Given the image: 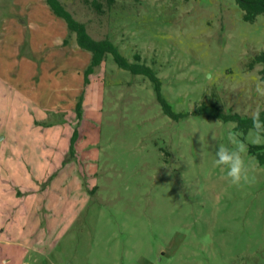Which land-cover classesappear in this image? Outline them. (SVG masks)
<instances>
[{
    "label": "rangeland",
    "instance_id": "1",
    "mask_svg": "<svg viewBox=\"0 0 264 264\" xmlns=\"http://www.w3.org/2000/svg\"><path fill=\"white\" fill-rule=\"evenodd\" d=\"M151 82L90 53L45 0H0V264H264V164L249 130L191 112L215 104L251 117L264 14L234 0H60ZM81 98L80 112L76 103ZM256 181L215 167L229 131ZM215 137V139H213ZM73 139L72 148H70ZM264 145V143L260 144Z\"/></svg>",
    "mask_w": 264,
    "mask_h": 264
},
{
    "label": "trees",
    "instance_id": "2",
    "mask_svg": "<svg viewBox=\"0 0 264 264\" xmlns=\"http://www.w3.org/2000/svg\"><path fill=\"white\" fill-rule=\"evenodd\" d=\"M234 1L241 10L242 20L245 22H253L258 15L264 14V0ZM45 2L51 12L57 17L62 18L66 23L68 35L64 39L63 44L67 43L68 38L73 34L75 36L77 46L90 53V62L86 69L85 83L88 82V76L93 72V70L103 63L105 55L110 54L119 68L129 71L133 75H142L148 78L153 86L156 99L161 104L163 111L167 116L171 118L186 116L183 114H174L172 112L170 105L161 94V82L151 67L140 63L129 62L120 53L119 49L107 38L99 40L91 38L87 33L85 23L77 21L73 14L65 9L60 0H45ZM88 2L94 11L101 13L103 12L104 6L106 8L112 7L115 0H89ZM256 64L261 65L259 74L261 79H264V51L256 54L248 66L252 69ZM81 98L82 97L80 96L79 101L76 103L77 113L80 112ZM191 115H199L207 119H219L225 122H235L236 129H240L244 132H247L251 128L250 117H242L237 113H223L215 104H210L209 106L201 104L191 112ZM261 115L262 119H264V111H261ZM72 145L73 139L71 140L70 148H72ZM250 152H260V154H257V158L260 164H264V145L252 146L250 147Z\"/></svg>",
    "mask_w": 264,
    "mask_h": 264
},
{
    "label": "clouds",
    "instance_id": "3",
    "mask_svg": "<svg viewBox=\"0 0 264 264\" xmlns=\"http://www.w3.org/2000/svg\"><path fill=\"white\" fill-rule=\"evenodd\" d=\"M255 92L258 96L264 97V79H255ZM251 128L249 135L251 142L256 145L264 143V119H262L261 109L258 106L251 112ZM240 133L229 131L227 140L229 145L223 143L216 147L213 164L219 167L222 172L226 171L225 178L233 186L252 185L256 177L252 174L253 169L245 159L247 145L238 137ZM215 139V137H213Z\"/></svg>",
    "mask_w": 264,
    "mask_h": 264
}]
</instances>
